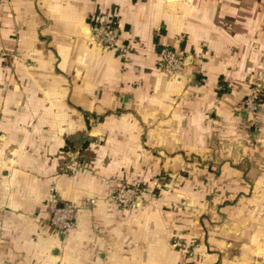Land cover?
Listing matches in <instances>:
<instances>
[{"label": "crops", "instance_id": "0c3cea01", "mask_svg": "<svg viewBox=\"0 0 264 264\" xmlns=\"http://www.w3.org/2000/svg\"><path fill=\"white\" fill-rule=\"evenodd\" d=\"M0 52V264H264V0H0ZM52 183L97 200L65 239Z\"/></svg>", "mask_w": 264, "mask_h": 264}, {"label": "built area", "instance_id": "2783aa9c", "mask_svg": "<svg viewBox=\"0 0 264 264\" xmlns=\"http://www.w3.org/2000/svg\"><path fill=\"white\" fill-rule=\"evenodd\" d=\"M88 36L95 49H114L118 45L120 29L116 25L102 24L90 27ZM0 56H9L0 52ZM161 69L168 77L179 75L184 68V58L175 54L171 49L161 53ZM256 91H253L243 101L242 107L246 112L254 113L260 106L257 103ZM141 189L136 186L118 185L107 190L106 198L120 208L138 207ZM97 203L95 198H84L79 203L62 202L58 196L56 184L52 183L46 194V208L49 214V225L61 239L67 238L75 227V217L79 211L92 210Z\"/></svg>", "mask_w": 264, "mask_h": 264}, {"label": "rangeland", "instance_id": "374dc122", "mask_svg": "<svg viewBox=\"0 0 264 264\" xmlns=\"http://www.w3.org/2000/svg\"><path fill=\"white\" fill-rule=\"evenodd\" d=\"M250 89L252 90L251 93H253V91H256V93H257V94H256V95H257V103L260 104V106H261V104H264V101H263V100L261 101V96H260V95H261V93H260V89H261V88H260L259 86H252ZM251 93H250V94H251ZM250 94H249V95H250ZM249 95H248V96H249ZM260 106H259V107H260ZM258 109H259V108H258ZM256 111H257V110H256ZM256 111H255V112H256ZM255 112H254V113H255ZM250 123H255V122H254L253 120H251ZM249 126H250V125H249ZM120 185H126V184H120ZM117 186H118V185H117ZM114 187H116V186H114ZM138 188L141 189V192H142V188H141V187H138ZM151 193L154 194L153 192H151ZM155 194H156V193H155ZM155 196H156V195H155ZM106 200H107V198H106ZM140 200L142 201V203H141L140 206H138V207H141V206L145 205L147 202H149V200H148V201H145L144 198H142V197H140ZM107 201H108V200H107ZM108 202H109V201H108ZM109 203H110V204H115V203H113V202H109ZM130 208L132 209L133 207H128V208H125V209H130ZM121 209H123V208H121Z\"/></svg>", "mask_w": 264, "mask_h": 264}]
</instances>
